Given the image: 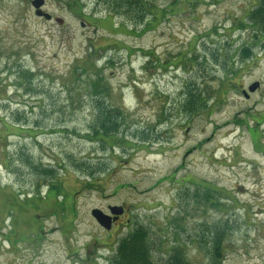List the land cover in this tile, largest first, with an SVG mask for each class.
<instances>
[{
  "label": "rangeland",
  "instance_id": "obj_1",
  "mask_svg": "<svg viewBox=\"0 0 264 264\" xmlns=\"http://www.w3.org/2000/svg\"><path fill=\"white\" fill-rule=\"evenodd\" d=\"M32 1L0 0V264H110L139 227L157 264L179 245L190 264H264V36L242 28L258 0H150L161 14L136 23L114 0H45L50 19ZM194 80L215 94L191 117ZM102 88L149 143L94 139ZM114 205L106 230L92 210Z\"/></svg>",
  "mask_w": 264,
  "mask_h": 264
},
{
  "label": "trees",
  "instance_id": "obj_2",
  "mask_svg": "<svg viewBox=\"0 0 264 264\" xmlns=\"http://www.w3.org/2000/svg\"><path fill=\"white\" fill-rule=\"evenodd\" d=\"M77 4V9L82 10V4ZM108 8L118 15H126L130 20L136 22H141L146 19L147 15L158 16L161 14L160 8L157 9L150 0H114L108 5ZM246 25L253 26L256 29L257 33L264 36V0H258V3L253 7L248 15L247 24L242 23V28ZM259 35H254L258 37ZM221 55L220 53L213 52L212 56L214 58ZM250 49L247 47L241 48V57L248 58L250 57ZM197 57L195 58V60ZM194 60L189 58L188 61ZM207 61V56L204 57V60ZM91 60L88 64L93 63ZM113 62V61H112ZM218 62V60H217ZM83 70H86L85 64L82 66ZM226 70V65H224ZM103 77V76H101ZM104 78V77H103ZM102 78H99L101 80ZM98 80V82H99ZM197 80V79H196ZM196 80L189 83L185 92H183V97L181 100V113L188 114L191 117L205 112L210 108L209 102L213 95L214 91H211L207 96ZM98 88V86H95ZM99 96L98 99H102L100 104V110L98 107L97 122L94 126H91V135H94V139L101 141L103 145H109L111 141L115 143H124L125 139L130 141L140 142L143 144L149 143L152 138L146 132H131L129 133L125 128H121V124L125 122L127 116L124 113V109L115 104L107 102L105 98V90L102 88L101 94L96 93ZM103 101V102H102ZM106 101V102H105ZM260 129V128H259ZM121 131H125V136H118ZM125 138V139H124ZM156 138V137H155ZM92 139V138H91ZM93 139V140H94ZM50 175V173H49ZM92 178L95 175V172L92 171L88 174ZM209 192V191H208ZM216 194V191H213ZM212 195L215 199V195ZM199 196V194H194ZM211 197H208L210 199ZM217 205V204H215ZM55 213V212H54ZM226 228H217L214 227L212 230L213 233V245L211 246L214 260H220L222 249H223V240L226 235ZM210 228L208 227V231ZM226 232V233H225ZM204 237V236H203ZM162 243V242H161ZM163 244V243H162ZM154 245L151 242L149 236V230L144 227L136 228L135 231L129 233L124 238L119 240L116 247V253L109 259L110 264H157L154 260L153 249ZM163 264H190L186 255L184 254L183 246H175L169 252V256L163 261Z\"/></svg>",
  "mask_w": 264,
  "mask_h": 264
},
{
  "label": "water",
  "instance_id": "obj_3",
  "mask_svg": "<svg viewBox=\"0 0 264 264\" xmlns=\"http://www.w3.org/2000/svg\"><path fill=\"white\" fill-rule=\"evenodd\" d=\"M45 0H34L33 5L36 8V14L38 16L45 17L47 19H50V15L45 13L42 9L41 6L44 4ZM260 87L259 82H255L249 86V91L254 92ZM243 93L246 97H248V93L246 90H243ZM110 214L105 213L101 209H93L92 210V216L96 219V221L106 230H110L112 227V224L114 221H117L119 216H121L124 213V207L123 206H110L109 207ZM112 215H115L113 218Z\"/></svg>",
  "mask_w": 264,
  "mask_h": 264
},
{
  "label": "flooded vegetation",
  "instance_id": "obj_4",
  "mask_svg": "<svg viewBox=\"0 0 264 264\" xmlns=\"http://www.w3.org/2000/svg\"><path fill=\"white\" fill-rule=\"evenodd\" d=\"M51 20H52V19H51ZM86 22H88L87 19H86ZM12 100H15V97H14V96L11 97V100H10V101H12ZM0 120H1V119H0ZM127 211H128V209H127L126 207H124V213H123L121 216H119V218H118L117 221H114V222H113V226H116V225H117V227H118V226H120V225L122 224V222H123V218L125 217ZM106 213H110V211H109V206L106 208ZM112 217L114 218L115 215H112ZM84 262H85V260H82L81 264H84Z\"/></svg>",
  "mask_w": 264,
  "mask_h": 264
}]
</instances>
